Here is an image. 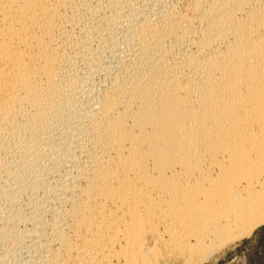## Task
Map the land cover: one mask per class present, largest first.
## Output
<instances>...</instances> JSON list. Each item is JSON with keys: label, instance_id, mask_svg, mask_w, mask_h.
<instances>
[{"label": "bare ground", "instance_id": "1", "mask_svg": "<svg viewBox=\"0 0 264 264\" xmlns=\"http://www.w3.org/2000/svg\"><path fill=\"white\" fill-rule=\"evenodd\" d=\"M263 225L264 0H0V264H204Z\"/></svg>", "mask_w": 264, "mask_h": 264}, {"label": "rangeland", "instance_id": "2", "mask_svg": "<svg viewBox=\"0 0 264 264\" xmlns=\"http://www.w3.org/2000/svg\"><path fill=\"white\" fill-rule=\"evenodd\" d=\"M204 264H264V225Z\"/></svg>", "mask_w": 264, "mask_h": 264}]
</instances>
